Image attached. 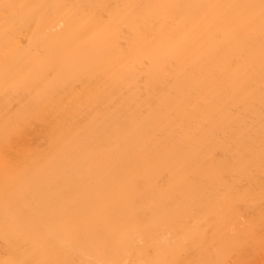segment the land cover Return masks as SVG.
Here are the masks:
<instances>
[{
    "label": "bare ground",
    "instance_id": "obj_1",
    "mask_svg": "<svg viewBox=\"0 0 264 264\" xmlns=\"http://www.w3.org/2000/svg\"><path fill=\"white\" fill-rule=\"evenodd\" d=\"M260 5L0 0V264H264Z\"/></svg>",
    "mask_w": 264,
    "mask_h": 264
},
{
    "label": "snow or ice",
    "instance_id": "obj_2",
    "mask_svg": "<svg viewBox=\"0 0 264 264\" xmlns=\"http://www.w3.org/2000/svg\"><path fill=\"white\" fill-rule=\"evenodd\" d=\"M18 6L16 5H4V8L5 9H9V8H16ZM19 7H23V6H19ZM260 8H261V25H262V28H264V0H261V5H260Z\"/></svg>",
    "mask_w": 264,
    "mask_h": 264
}]
</instances>
